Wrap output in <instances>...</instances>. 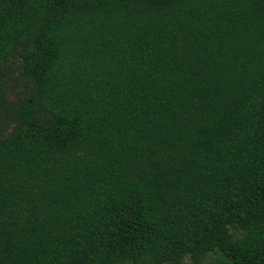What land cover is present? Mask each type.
<instances>
[{
    "label": "trees",
    "instance_id": "obj_1",
    "mask_svg": "<svg viewBox=\"0 0 264 264\" xmlns=\"http://www.w3.org/2000/svg\"><path fill=\"white\" fill-rule=\"evenodd\" d=\"M0 106V264H264V0H0Z\"/></svg>",
    "mask_w": 264,
    "mask_h": 264
},
{
    "label": "rangeland",
    "instance_id": "obj_2",
    "mask_svg": "<svg viewBox=\"0 0 264 264\" xmlns=\"http://www.w3.org/2000/svg\"><path fill=\"white\" fill-rule=\"evenodd\" d=\"M19 48L14 49V59L1 66L2 74L6 77V88H4V95L2 102L4 105L14 106L19 105L28 96L31 90V83L22 77L19 72V65L21 63L17 52ZM16 125V117L13 112L5 107L0 106V137H6L13 130ZM231 233L237 238L241 232L230 228ZM220 259L219 254H207L202 257V264H214ZM184 262H189L188 257ZM130 264V263H121Z\"/></svg>",
    "mask_w": 264,
    "mask_h": 264
}]
</instances>
